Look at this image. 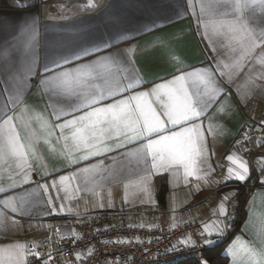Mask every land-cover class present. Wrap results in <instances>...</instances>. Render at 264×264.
Segmentation results:
<instances>
[{
    "label": "crops",
    "instance_id": "0c3cea01",
    "mask_svg": "<svg viewBox=\"0 0 264 264\" xmlns=\"http://www.w3.org/2000/svg\"><path fill=\"white\" fill-rule=\"evenodd\" d=\"M5 1L9 8H0V123L6 118L5 112L15 117L16 131L22 142L31 147L28 163L32 182L22 183L16 175L14 160L7 157L0 160V187L9 188L10 173L21 185L0 193V202L7 196H15L19 209L23 198L24 210L23 214L12 213L0 203V248L36 244L52 225L62 235H68L74 231L77 220L91 213H108L110 223L125 217L139 226H153L163 210L173 226L184 221L203 224L215 219L213 211L225 196L230 197L226 202L227 211L232 210L238 189L254 171L234 150V138L246 122L264 125V79L260 78L264 75V64L259 62L264 46L242 55L249 42L246 38L231 41L229 28H243L257 36L264 32V5L259 0H91V4L84 0L82 4L62 9L55 8L54 4H61L63 0ZM28 26L36 28L35 41ZM105 41H114L112 47L79 60L73 58L82 47ZM33 46L36 62L29 72ZM108 53H120L118 59L130 60L116 71L128 68L129 74L134 73L141 83L122 95L106 97L94 107L123 99L134 91H146L156 83L172 79L180 70L192 71L196 67L210 70L215 85L222 91L217 93V103L208 107L201 121H196L202 124L207 160L200 179L191 176L185 182L180 168L150 175L145 182V166L127 155L138 143L83 161L80 157L85 153L75 150L71 141L61 137L55 125L70 119L71 115L56 120L53 113L69 111L78 101L52 96L40 81L54 71L95 62ZM63 56H68L70 63L44 71L45 66L52 68V61ZM89 110L73 114L82 115ZM169 129L177 130L171 125ZM233 154L249 166L250 175L245 182L227 177L228 167L233 166L227 156ZM101 160L104 163L99 169L79 173L75 179L65 182L67 196L59 185V191L51 188V181L58 180L60 175L78 172ZM162 181L167 185L164 205L156 199L157 187ZM45 183L49 184L47 195L43 189H37L38 184ZM49 195L55 213L53 206L47 204ZM220 219L226 224L224 217ZM262 252L264 182L259 181L247 198L244 220L225 243L222 253L227 264H233L234 260L235 264H250ZM27 258L26 252L24 264Z\"/></svg>",
    "mask_w": 264,
    "mask_h": 264
},
{
    "label": "snow or ice",
    "instance_id": "6c2138e0",
    "mask_svg": "<svg viewBox=\"0 0 264 264\" xmlns=\"http://www.w3.org/2000/svg\"><path fill=\"white\" fill-rule=\"evenodd\" d=\"M259 2L264 5V0H259ZM88 3L91 4V0H88ZM28 27L31 30V38L35 41L36 28ZM229 31L232 33L231 41L240 42L244 38L248 40L249 46L244 48L242 55H247L256 48L264 46V32L257 36L243 28L230 27ZM241 32L244 33V36L240 35ZM113 42L105 41L91 47H82L79 52L74 54L73 58L79 60L94 52L99 53L102 48L112 47ZM127 51L131 53L132 49ZM120 55V53L115 55L108 53L98 57L95 62L80 64L75 68L63 71H54V74L46 75L40 81L45 91H50L52 96L75 98L78 101L71 106L69 111H54L56 120L71 115L70 119H64L62 123L56 124L55 128L59 129L61 137L66 142L71 141L72 148L85 153L80 157V160L88 161L92 157L103 156L106 153L125 148L126 144L138 143L139 146L128 151L127 155L134 157L137 164L145 166L146 175L143 177L145 182L150 175L180 168L183 169L185 182L191 176L200 179L202 166L207 163V160L204 157L206 149L202 124L196 123V121H201L208 107L217 103V93L222 91L215 85L210 70L203 67L193 68L192 71L180 70V74H174L172 79L156 83L146 91H134L132 95H127L123 99H114L112 103L94 107L93 105L99 104L106 97L122 95L133 90L136 84L141 83L140 78L134 73L129 74L128 68L116 71L121 68L122 63H130V60L118 59L117 57ZM35 62L33 46L32 58L28 66L29 72ZM259 62L264 64V53H262ZM68 63H70L68 56L60 57L52 61V68L45 66L44 71L47 73ZM260 78L264 79V75ZM97 80L102 83H95ZM52 107L55 108V105ZM82 109L90 110L85 111L82 115L73 114ZM4 116L6 118H3L0 123V160L6 157L14 160L17 169L16 175L21 178L23 184L31 183V165L28 163V152L31 147L22 142L16 131L15 117L8 115L7 112L4 113ZM169 125L172 126V129L177 130L169 129ZM166 130L167 134H164ZM109 141L115 143H109ZM227 160L234 166L228 167L227 177L245 182L250 175L248 164L234 154L228 155ZM103 163L104 161L101 160L97 164L79 169L78 172L60 175L58 180L51 181V188L56 191L62 188L67 196L66 181L75 179L79 173L87 174L93 169H99ZM261 171L264 172V169ZM173 174L176 175V172ZM9 179L12 181L9 188L0 187V193L21 186L11 173ZM37 189H43L47 195L49 184H38ZM147 191L148 189L145 188V192ZM229 199V196H225L218 209L213 211L215 219L202 224L199 235L202 238L207 237L203 240L204 245L215 243L212 237H223L227 233L229 226L224 224L220 217L231 218L226 208V202ZM16 200L15 196H7L0 203L12 213L19 211L23 214V198H20L21 207L19 209L16 206ZM47 204L53 206V199L50 195ZM52 211L56 212L54 206ZM61 211H63V205H61ZM117 242L123 243L124 241ZM181 246L192 248L197 245L191 236H187L172 245L169 250H178ZM26 252L36 257L37 260L41 258L35 250H28L24 244H16L9 248H0V264H24ZM51 259L49 256V260ZM77 259H79V254H77ZM200 264H209V261L202 257ZM233 264H235V260ZM250 264H264V252L260 254L259 259L254 257Z\"/></svg>",
    "mask_w": 264,
    "mask_h": 264
},
{
    "label": "built area",
    "instance_id": "2783aa9c",
    "mask_svg": "<svg viewBox=\"0 0 264 264\" xmlns=\"http://www.w3.org/2000/svg\"><path fill=\"white\" fill-rule=\"evenodd\" d=\"M233 148L253 167L258 180L264 182L261 171L264 169V125L244 123L234 138ZM229 213L231 218H225V221L231 227L234 214ZM108 220L106 212L87 214L77 220L74 231L68 235H62L57 226H50L36 244L27 245L28 250H35L41 258L37 260L28 254L26 264H180L186 261L200 264L202 257L206 259L205 253L222 240L212 237L215 243L204 245L203 240L207 237L199 235L202 224L184 221L173 227L163 210L159 212L158 223L153 226H139L125 217L115 223ZM187 236L192 237L196 247L181 246L178 250H169Z\"/></svg>",
    "mask_w": 264,
    "mask_h": 264
},
{
    "label": "trees",
    "instance_id": "16d2710c",
    "mask_svg": "<svg viewBox=\"0 0 264 264\" xmlns=\"http://www.w3.org/2000/svg\"><path fill=\"white\" fill-rule=\"evenodd\" d=\"M0 8L8 9L9 7L6 4H4L3 1H1ZM258 184H259V180L255 174V171H252L251 177L247 181V183L238 189L235 198V206L231 210L234 214V222L232 226L228 229L226 235L222 237L221 243L217 245L215 248L205 253V258L209 261V264H227L226 257L222 253L224 245L238 231L242 221L245 218L247 198L252 188ZM166 193H167V185L165 181H162L158 185L156 191V199L160 205H164ZM180 264H198V262L186 261Z\"/></svg>",
    "mask_w": 264,
    "mask_h": 264
},
{
    "label": "water",
    "instance_id": "95a60500",
    "mask_svg": "<svg viewBox=\"0 0 264 264\" xmlns=\"http://www.w3.org/2000/svg\"><path fill=\"white\" fill-rule=\"evenodd\" d=\"M84 2H85L84 0H75L71 2H69V0H63V3L61 4H54V7L62 9L63 7H69V6L71 7L73 5L82 4Z\"/></svg>",
    "mask_w": 264,
    "mask_h": 264
},
{
    "label": "rangeland",
    "instance_id": "374dc122",
    "mask_svg": "<svg viewBox=\"0 0 264 264\" xmlns=\"http://www.w3.org/2000/svg\"><path fill=\"white\" fill-rule=\"evenodd\" d=\"M1 1H3V3L7 5V2H6V1H4V0H0V2H1Z\"/></svg>",
    "mask_w": 264,
    "mask_h": 264
}]
</instances>
